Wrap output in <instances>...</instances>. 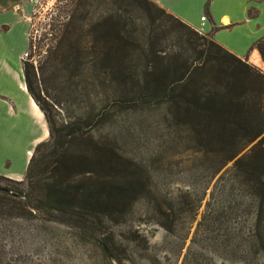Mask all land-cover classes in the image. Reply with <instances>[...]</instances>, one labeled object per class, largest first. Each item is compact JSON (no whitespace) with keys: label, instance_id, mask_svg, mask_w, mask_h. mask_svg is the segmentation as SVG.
<instances>
[{"label":"trees","instance_id":"1","mask_svg":"<svg viewBox=\"0 0 264 264\" xmlns=\"http://www.w3.org/2000/svg\"><path fill=\"white\" fill-rule=\"evenodd\" d=\"M55 12L38 40L39 61H20L47 139L21 181L0 176V221L40 217L87 233L123 224L145 189L123 148L138 112L156 109L171 158L201 160L209 178L229 164L221 175L244 193L246 248L264 264V75L150 0H58ZM254 48L264 63V39ZM52 93L77 103L71 117L59 119ZM191 178L180 204L195 214L204 189L192 200ZM204 208L201 227L214 222Z\"/></svg>","mask_w":264,"mask_h":264},{"label":"rangeland","instance_id":"2","mask_svg":"<svg viewBox=\"0 0 264 264\" xmlns=\"http://www.w3.org/2000/svg\"><path fill=\"white\" fill-rule=\"evenodd\" d=\"M57 1L24 0L27 15L22 19L23 37L27 45L31 39L32 47L27 50L26 45L20 59L29 55L34 64L39 61L42 53L38 40L56 13ZM18 4H13L16 13H20ZM174 7L191 19L198 16L195 0H177ZM12 32H16L14 24ZM250 66L264 75L261 66ZM50 103L59 119L71 117L77 110V103H71L63 93H52ZM158 115L156 109L139 111L134 139L123 148L139 168L145 188L123 224L105 222L87 233L47 224L40 217L2 220L0 264H261L246 248L249 215L244 193L233 189L229 175H221L229 164L209 178L200 170L201 160L187 155L171 158L167 124ZM187 175H193L192 200L204 189L195 214L180 204ZM5 184L0 180V186ZM167 205L174 225L171 233L162 228L167 225ZM205 205L214 222L201 227L198 223Z\"/></svg>","mask_w":264,"mask_h":264},{"label":"crops","instance_id":"3","mask_svg":"<svg viewBox=\"0 0 264 264\" xmlns=\"http://www.w3.org/2000/svg\"><path fill=\"white\" fill-rule=\"evenodd\" d=\"M150 1L195 31L209 34L236 58L264 68L254 48L264 39V0H195L196 19L175 11L177 0ZM17 2L20 13L13 11ZM26 15L24 0H0V176L16 182L23 179L33 148L47 139L42 114L26 93L22 79L20 54L27 45L22 19Z\"/></svg>","mask_w":264,"mask_h":264},{"label":"water","instance_id":"4","mask_svg":"<svg viewBox=\"0 0 264 264\" xmlns=\"http://www.w3.org/2000/svg\"><path fill=\"white\" fill-rule=\"evenodd\" d=\"M104 251H105V249H104ZM106 252V251H105Z\"/></svg>","mask_w":264,"mask_h":264}]
</instances>
